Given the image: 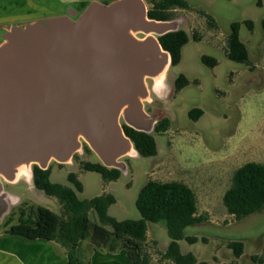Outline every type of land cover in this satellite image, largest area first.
<instances>
[{
  "label": "rangeland",
  "instance_id": "obj_1",
  "mask_svg": "<svg viewBox=\"0 0 264 264\" xmlns=\"http://www.w3.org/2000/svg\"><path fill=\"white\" fill-rule=\"evenodd\" d=\"M93 1L76 3L75 8L79 7L76 9L81 13ZM145 1L149 8L151 0ZM187 1L191 9L174 11L178 29L190 35L181 63L170 68L169 86L159 92H154L153 82L148 79L152 103L145 104L146 111L159 120L169 118L171 121L167 132L156 135L157 156L124 158L128 165L126 173H122L118 181L106 183L101 174L81 168L82 160L100 161L94 153L84 151L82 141L80 160L73 159L72 164L65 165L50 163L51 180L73 187L68 175L76 174L84 187L83 192L78 193L81 199L113 193L117 203L109 214L118 220L141 218L136 200L148 180L184 182L196 193L198 213L207 220L185 230L186 235L196 236L199 241L195 244L180 241L182 252H192L199 261L209 264L233 261L261 264L254 257L264 258V208L237 221L227 213L223 197L236 169L248 162L264 164V0ZM65 13L52 11L50 14ZM206 14L215 19L218 28L210 26ZM246 20L253 21V29L242 24L240 38L249 49L251 65L234 62L225 53L231 25ZM194 36L200 40L196 41ZM203 56L217 59L218 65L211 68L204 64ZM180 74H184L190 84L175 93V81ZM194 108L203 111L198 121L189 116ZM5 190L16 197L9 199L12 209L0 223L1 231L17 224L23 211L31 215L39 206L55 212L60 209L56 198L45 195L24 180L18 184L5 183ZM90 216L92 221H98L94 213ZM149 240L156 264H175L161 257L171 241L162 225L150 224ZM231 241H242L245 245L238 259L228 247ZM84 242L86 247L92 244L91 239Z\"/></svg>",
  "mask_w": 264,
  "mask_h": 264
},
{
  "label": "water",
  "instance_id": "obj_2",
  "mask_svg": "<svg viewBox=\"0 0 264 264\" xmlns=\"http://www.w3.org/2000/svg\"><path fill=\"white\" fill-rule=\"evenodd\" d=\"M178 27L176 19H151L145 0H94L76 18L0 25V201L7 210L16 195L5 183L34 185V165L72 164L82 141L122 173L124 158L141 157L123 124L152 134L161 120L145 109L148 79L154 92L169 86L172 57L159 37Z\"/></svg>",
  "mask_w": 264,
  "mask_h": 264
},
{
  "label": "trees",
  "instance_id": "obj_3",
  "mask_svg": "<svg viewBox=\"0 0 264 264\" xmlns=\"http://www.w3.org/2000/svg\"><path fill=\"white\" fill-rule=\"evenodd\" d=\"M114 0H103V4H110ZM149 17L156 20L175 19L176 9H191L187 0H151L149 3ZM211 27L218 28L215 19L206 14ZM245 24L253 29V21L243 23L234 22L231 32L226 37V56L237 63L251 65L248 47L240 38V29ZM199 41L198 36H194ZM164 50L172 57V67L178 66L182 60L183 48L190 42V35L185 30H178L159 37ZM204 64L214 68L218 65L217 59L203 56ZM190 84L189 79L180 74L175 81V93H179ZM203 115L200 108L189 112L192 120L198 121ZM169 118L157 122L153 134L137 131L123 124L126 136L134 143L141 157L153 158L158 154L156 135H163L170 128ZM84 151L93 153L87 144ZM75 161L80 160L75 154ZM63 165V164H60ZM80 166L85 171L96 172L102 175L106 183L118 181L122 172L108 168L101 161L91 162L82 160ZM51 166L42 169L33 166L34 185L49 197L57 199L60 209L55 212L49 208L39 206L31 215L24 211L17 224L11 225L8 232L28 239H43L56 241L70 250L71 264H80L74 258L75 251L81 244L91 239L92 243L101 249L110 252L125 250L134 264H156L149 240L150 224H160L168 232L170 242L161 257L165 261L175 264H209L199 261L197 256L190 252L184 254L180 241L190 244L199 241L196 236H188L185 230L195 224L207 220L206 216L198 213V198L194 190L181 181H157L150 179L141 188L136 200V207L141 214L140 219L118 220L109 214L110 208L117 203L113 193H104L91 199H81L78 193L83 192V184L74 173L68 175V181L73 187L54 183L51 180ZM223 202L227 213L237 221L259 212L264 208V164L248 162L235 170L231 185L225 192ZM94 213L98 221H92ZM205 241V239H203ZM157 243L154 242V245ZM228 247L238 259L244 253L242 241H231ZM254 260L264 264V258L254 257ZM226 264H239L233 261Z\"/></svg>",
  "mask_w": 264,
  "mask_h": 264
},
{
  "label": "crops",
  "instance_id": "obj_4",
  "mask_svg": "<svg viewBox=\"0 0 264 264\" xmlns=\"http://www.w3.org/2000/svg\"><path fill=\"white\" fill-rule=\"evenodd\" d=\"M86 1L0 0V25L51 17L54 16L51 15L52 11L66 12L71 8H79H75L76 3ZM85 9L86 6L83 11ZM9 210L10 207L0 217V223ZM8 230L9 228L0 230V264H71L70 250L62 244L43 239H28L13 235ZM84 243L74 253V258L78 259L80 264H134L123 249L110 252L96 247L93 243L86 247Z\"/></svg>",
  "mask_w": 264,
  "mask_h": 264
},
{
  "label": "flooded vegetation",
  "instance_id": "obj_5",
  "mask_svg": "<svg viewBox=\"0 0 264 264\" xmlns=\"http://www.w3.org/2000/svg\"><path fill=\"white\" fill-rule=\"evenodd\" d=\"M102 3V2H101ZM77 13H78V10L77 9H73V8H71V9H68L67 11H66V13H65V15H70V16H72V17H74V18H76V15H77ZM35 186V185H34ZM36 188V187H35ZM38 190V189H37ZM7 203H5V202H3V201H0V217L3 215V213H4V211L6 212V210H7ZM11 207H10V210H9V213H10V211H11ZM8 211V210H7ZM8 213V214H9ZM7 214V215H8ZM6 215V216H7ZM5 216V217H6Z\"/></svg>",
  "mask_w": 264,
  "mask_h": 264
}]
</instances>
